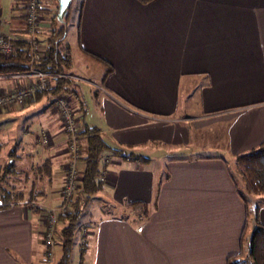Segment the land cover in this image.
Here are the masks:
<instances>
[{"label":"crops","instance_id":"obj_1","mask_svg":"<svg viewBox=\"0 0 264 264\" xmlns=\"http://www.w3.org/2000/svg\"><path fill=\"white\" fill-rule=\"evenodd\" d=\"M75 1L71 44L101 82L93 93L99 116L88 120L86 103L73 94L72 101L81 124L99 128L108 146L100 157L103 187L93 195L101 200L99 212L79 223L74 235L79 264H227L240 251L246 220L230 163L264 138V0ZM23 2L11 0L0 19V29L14 42L28 39ZM39 10L40 45L68 51L75 75L67 23L56 19L57 0H40ZM13 86L0 80V91ZM52 96L12 108L21 112L46 100L38 114L42 127L35 152L22 161L14 147L6 153L14 157L0 164V175L6 176L0 178V205L28 195L40 208L0 207V264H43L42 215L61 202L68 159L67 135ZM42 132L48 135L44 145ZM127 145L146 157L153 146L187 153L159 167L152 157L141 163L113 154V148ZM83 167L80 161L81 172ZM247 200L259 205L264 224V198ZM131 201L150 205L140 228L119 216L120 207ZM84 229L89 235L81 244ZM60 245L55 236V258L58 246L63 252Z\"/></svg>","mask_w":264,"mask_h":264},{"label":"trees","instance_id":"obj_2","mask_svg":"<svg viewBox=\"0 0 264 264\" xmlns=\"http://www.w3.org/2000/svg\"><path fill=\"white\" fill-rule=\"evenodd\" d=\"M138 1L148 2L150 0ZM61 27L59 26V28ZM54 30V33H57L59 29ZM13 46L14 49L10 56L2 57L0 55V74H13L37 69L50 75V90L48 92L35 93L33 98H28L26 104L37 100L43 95H78L76 85H79V83L76 80L59 76L72 74L69 71L71 60L68 51L63 52L59 47L55 49L46 46V51L42 58L34 61L30 44L27 41L13 42ZM77 114L81 117L78 109ZM78 140L81 146L83 145L80 161H83L84 167L80 186L69 203V212L58 214L55 236L60 239L63 255L56 264L68 263L70 245L74 240L75 231L83 213V207L87 206L91 202L93 195L103 187V182L100 180L102 172L100 157L108 149V146L104 141L101 130L94 126L81 124ZM130 147L127 145L125 149H109H112L113 154L121 159H136L141 163L150 161L149 157L133 153ZM233 164L237 173L234 175L235 173L230 168V175L239 196L245 202L246 220L240 237V251L237 254L230 255L227 258V264H264V224L258 219L259 205L254 203L253 206H249L247 200L251 195H260L264 198V138L257 147L236 155L233 159ZM237 176L243 181V188H241ZM5 177L0 175V178ZM26 196L28 195H23L22 197L17 195L14 200L1 204L0 207H8L11 201L17 203ZM120 209V218L134 224L136 228H140L141 223L148 218L151 211L150 205L142 201L126 202ZM251 209L253 210V221H251L250 227L248 219ZM249 228L250 230L248 231Z\"/></svg>","mask_w":264,"mask_h":264},{"label":"built area","instance_id":"obj_3","mask_svg":"<svg viewBox=\"0 0 264 264\" xmlns=\"http://www.w3.org/2000/svg\"><path fill=\"white\" fill-rule=\"evenodd\" d=\"M40 0H24L23 19L24 30L27 34V42L30 44L32 58L38 61L45 53L43 46L38 42V29L40 22ZM13 37L0 29V55L8 57L12 53ZM78 81L79 79L72 74L59 75ZM50 75L37 69H30L26 72L13 74H0V80H10L14 86L4 91H0V113L11 108L13 105H25L28 98L37 92H48L50 90ZM52 109L60 121L61 130L67 135V153L68 159L64 166V183L60 190V204L45 211L43 217L42 242L44 253L41 258L43 263L52 262L54 259L55 233L57 218L59 213L69 212V203L73 199L80 186L82 172L78 168L82 156V146L78 141V133L81 130V117L77 114L76 107L73 106L71 94L53 95ZM41 143H48V135L42 132L40 136ZM104 163L109 162V158H104ZM105 172H101L100 180H104ZM20 204L27 206L31 211H37L40 208V202L34 197L24 198L15 203L11 202L10 207ZM89 235L87 229L82 232V244L85 243V237Z\"/></svg>","mask_w":264,"mask_h":264},{"label":"rangeland","instance_id":"obj_4","mask_svg":"<svg viewBox=\"0 0 264 264\" xmlns=\"http://www.w3.org/2000/svg\"><path fill=\"white\" fill-rule=\"evenodd\" d=\"M11 0H4V5L2 8L0 7V19H2V15L7 14L11 6ZM77 3L75 0H72V3L68 9V13L66 15V34H67V41L71 44L72 43V36L75 35V20L77 14ZM73 53L75 55L73 60L72 69L73 72L76 73L75 76L79 79L77 82L81 86V92L78 93V98L80 101H84L86 103V111L85 114L87 115L88 120H93L99 116L98 108L96 106L95 96L93 93L98 89L97 87L101 84L96 78H94V70L92 71V65L87 64V59H85L82 55H80L79 51L73 44ZM61 46H59L60 48ZM62 49V47L60 48ZM64 52V51H63ZM93 79V80H92ZM53 100V96L51 97ZM46 104V100L44 99L42 102L38 104H34L26 110H15L12 109L14 106H18V104L13 105L7 111H3L0 113V164L4 165L8 163L10 158L14 156H8L6 153L9 152L12 148L15 147V152L18 153L17 156H21L22 161L25 158L24 156L31 150L35 149L38 146L35 145L34 139L40 133V128L42 127L41 121L39 122L38 114L42 112L43 105ZM27 104H23L22 107L25 108ZM74 106V104H73ZM75 107V106H74ZM12 109V111H9ZM84 115V114H83ZM18 145V148H17ZM33 149V150H34ZM34 150V152H35ZM147 156L152 157L153 165L159 164L163 166L167 159L174 157L175 155H184L187 152L175 151L170 150L169 147H159L153 146L152 152H145ZM230 168L232 169L234 175H236L235 167L233 163H230ZM16 175L13 172L10 173V176ZM21 177V176H20ZM23 178V177H21ZM238 182L243 188V181L239 176H237ZM22 181V179H21ZM21 184H23L21 182ZM255 196V195H254ZM260 196V195H259ZM101 200L93 197L87 209H85L80 216V221H88L91 214H96L99 212V204ZM98 207V208H97ZM105 208V206H102ZM252 210V209H251ZM249 226L251 227V221H253V210L250 211V217L248 219ZM79 225V224H78ZM250 228L248 229V231ZM61 246V245H60ZM57 258L59 259L62 257L63 252L61 251L60 247H57ZM68 256V264H79L80 262V250L78 245L77 236H74L73 243L69 250ZM43 263V262H42ZM43 264H53L52 262L43 263Z\"/></svg>","mask_w":264,"mask_h":264},{"label":"water","instance_id":"obj_5","mask_svg":"<svg viewBox=\"0 0 264 264\" xmlns=\"http://www.w3.org/2000/svg\"><path fill=\"white\" fill-rule=\"evenodd\" d=\"M58 11L56 14V19L59 22L65 23V17L68 13V9L71 5L72 0H57Z\"/></svg>","mask_w":264,"mask_h":264}]
</instances>
